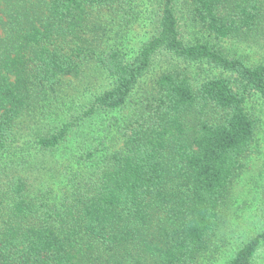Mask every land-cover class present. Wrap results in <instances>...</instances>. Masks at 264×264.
Masks as SVG:
<instances>
[{"label": "trees", "instance_id": "trees-1", "mask_svg": "<svg viewBox=\"0 0 264 264\" xmlns=\"http://www.w3.org/2000/svg\"><path fill=\"white\" fill-rule=\"evenodd\" d=\"M0 1V264H196L264 121V60L223 44L261 43L264 0ZM142 23L149 35L126 48ZM85 65L107 85L57 119L63 80ZM253 95L260 116L246 109ZM131 105L110 124L114 148L86 151L83 139L66 153L78 167L51 195L46 156L78 122ZM262 217L224 264H264Z\"/></svg>", "mask_w": 264, "mask_h": 264}, {"label": "rangeland", "instance_id": "rangeland-1", "mask_svg": "<svg viewBox=\"0 0 264 264\" xmlns=\"http://www.w3.org/2000/svg\"><path fill=\"white\" fill-rule=\"evenodd\" d=\"M4 4L0 1V11ZM2 15V12H0ZM184 33L187 37L200 36V33H194L196 30L191 23L183 24ZM150 25L136 24L124 36V45L130 50L137 48L142 40L149 35ZM193 34V35H192ZM261 43L253 46L246 45L234 40L225 41L223 44L230 53H237L248 58L250 61L264 60V34L259 38ZM165 57L156 60L155 69H159ZM99 69L93 65H85L79 77H66L61 85L62 97L65 105L62 108L63 114L56 117L57 119L68 117L71 111L79 110L90 97L100 89L104 88L108 80ZM149 85V80L145 79L141 87L136 91L133 102H139L145 97L144 93ZM246 109L253 115L260 116L261 103L256 95L249 97L245 103ZM133 110V105L128 106L124 112L104 114L101 117L94 118L90 121L78 122V131L70 137L69 141L60 147L54 155L46 156L47 165H53L51 170L52 178L49 179V188L51 195H55L61 191L71 180L73 171L78 167L75 162H71L73 168L65 166L66 153H71L76 145H79L85 139L84 148L86 151L93 149L95 144L101 142L100 148L106 147L112 149L115 147L116 136H114L113 128L110 124L114 119L126 112ZM76 127V128H77ZM84 135V137H81ZM99 140H98V139ZM56 165V166H55ZM232 195L228 202V211L225 222L222 226L220 234L196 264H224L228 259L236 243L247 236V234L255 231L263 220L264 213V121L259 123L257 127L255 140L252 144L248 156L244 159V169L232 185ZM248 234V235H249Z\"/></svg>", "mask_w": 264, "mask_h": 264}]
</instances>
